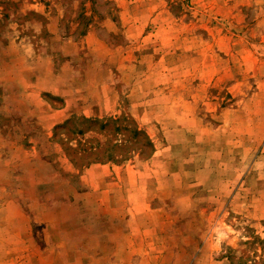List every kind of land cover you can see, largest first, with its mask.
<instances>
[{
	"label": "rangeland",
	"instance_id": "obj_1",
	"mask_svg": "<svg viewBox=\"0 0 264 264\" xmlns=\"http://www.w3.org/2000/svg\"><path fill=\"white\" fill-rule=\"evenodd\" d=\"M0 152V264H264V0H0Z\"/></svg>",
	"mask_w": 264,
	"mask_h": 264
},
{
	"label": "crops",
	"instance_id": "obj_2",
	"mask_svg": "<svg viewBox=\"0 0 264 264\" xmlns=\"http://www.w3.org/2000/svg\"><path fill=\"white\" fill-rule=\"evenodd\" d=\"M66 101H67V99H66ZM65 111H67V106H64V107H62L61 109H58V110H56V115L59 113L60 114V117H58L57 119H56V121H59V120H61L63 117H65ZM1 153V152H0ZM3 161H2V155L0 156V175L3 177V172L1 171V168H2V163ZM103 166V165H102ZM5 170V169H4ZM7 189H8V185L6 184L5 186H4V190H6L7 191ZM6 195H7V198L8 197H11L12 196V194H9V189H8V192H6ZM223 237V236H222ZM222 237H220V236H216L215 238H217L218 240H222V239H224V238H222ZM217 246V244H215L214 243V246ZM213 246V247H214ZM213 259H214V262L216 263V264H227V257H219V258H216V257H214V256H212V258L210 259V261L212 260V263H213Z\"/></svg>",
	"mask_w": 264,
	"mask_h": 264
},
{
	"label": "trees",
	"instance_id": "obj_3",
	"mask_svg": "<svg viewBox=\"0 0 264 264\" xmlns=\"http://www.w3.org/2000/svg\"><path fill=\"white\" fill-rule=\"evenodd\" d=\"M5 15H7V14H5ZM124 119H127V117L126 116H124L123 117ZM122 118V119H123ZM85 119H87V118H85ZM120 120L121 118H117L116 120H113L114 122H116L117 120ZM66 123V122H65ZM103 126L105 125V124H102ZM118 127V126H117ZM121 127L119 126V129H120ZM78 132H84V130H78ZM135 133L137 134V135H140V133H143V130L142 129H139V127H135ZM146 135V134H145ZM146 141H147V144H149V146L151 147V148H153V142H152V140H151V138L149 137V136H147L146 135ZM92 148H90L89 150H87V149H85V148H83V150L85 151V152H95V151H92L91 150ZM115 160L116 158H115V156H114V154L111 152V154H110V156H109V160ZM71 160L73 161V162H75V159L73 158V157H71Z\"/></svg>",
	"mask_w": 264,
	"mask_h": 264
}]
</instances>
